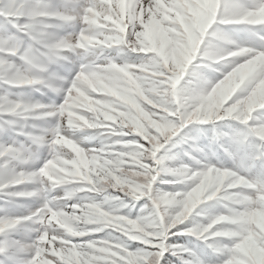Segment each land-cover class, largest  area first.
<instances>
[{
    "label": "snow or ice",
    "instance_id": "6c2138e0",
    "mask_svg": "<svg viewBox=\"0 0 264 264\" xmlns=\"http://www.w3.org/2000/svg\"><path fill=\"white\" fill-rule=\"evenodd\" d=\"M0 264H264V0H0Z\"/></svg>",
    "mask_w": 264,
    "mask_h": 264
}]
</instances>
